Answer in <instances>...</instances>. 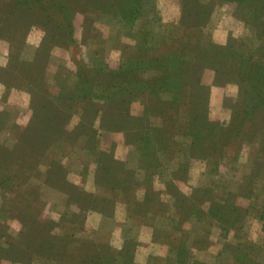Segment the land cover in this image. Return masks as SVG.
I'll return each instance as SVG.
<instances>
[{
	"label": "trees",
	"instance_id": "trees-1",
	"mask_svg": "<svg viewBox=\"0 0 264 264\" xmlns=\"http://www.w3.org/2000/svg\"><path fill=\"white\" fill-rule=\"evenodd\" d=\"M214 1L216 0H183L182 19L173 27L181 35L170 34L156 38L150 34L147 19L140 28L134 30L139 20L144 17L145 7L156 10V0H0V37L9 39L14 50L20 48L34 27H43L45 32L34 59H20V55L13 50L9 66L3 68L10 75L17 74L12 77L16 81L15 84H10L8 79L4 80L8 88L13 84L31 94L33 116L30 128L26 129L24 134L19 132L20 138L15 145L7 146L0 142L1 192L6 200L13 191L22 189L20 196L25 204L22 213L26 215V217L20 215L25 230L19 235L18 242H9L7 246L0 245V261L5 259L15 261L31 255L33 259L43 258L46 264H139L136 254L138 246L142 243L139 240L126 242L123 248L117 249L108 242L101 243L96 239L77 236L76 233L70 232V229L65 235L59 234V228L63 229L70 223L71 228L77 224L80 225L79 229H85L90 210L112 214L109 209L114 205L113 200L105 193V188L121 185L120 180L125 173L126 178H129L127 175L129 171L123 166L121 168L118 166L120 170H117L112 153L101 148L97 140V130L94 128L95 121L100 119L102 127L108 131L126 130L127 135L134 136L133 141L139 144V151L141 156L145 157V164H156L158 159L154 161L152 157L155 152L151 155L152 145L156 141L157 144L154 145L160 147L157 152L165 150L167 145L161 144V139L157 136L167 132L168 127L166 128L165 124L176 125L181 104L185 105L189 115L185 134L191 137L192 147L197 148L198 155L205 156L209 152L206 156L208 159L209 155L219 157L213 160L215 168L219 165L221 157H226L230 148L237 153L244 142L254 146L261 144L262 147L259 146V151L254 153L252 174L245 176L239 183L240 190L236 197L231 195L217 199L218 196L214 195L210 199L211 203L207 205L205 199L197 202L183 193L175 194L178 210L176 212L180 216L176 214L174 219L179 218V223L175 225L179 234L165 233L164 230L157 228L154 231L155 239H161V236L166 234L167 238L163 236L167 243H171L172 254L165 260L159 256H151L150 262L209 264L195 258L192 250L194 247L209 246L210 239H197L198 241L189 244L182 225L184 216L203 217L207 214L220 222L222 235H225L224 232L228 235L231 230L241 227L240 223H244L252 205L242 206L238 204V198L241 195L253 196L255 192L253 186L257 184L255 171L259 172L258 170L264 166V120L259 121V118L264 116V41L260 42L257 52H247L246 40H231L225 45H220L207 39L206 36L210 35L203 32L202 26L209 21ZM219 2L220 4L236 3V14L254 27L258 39H264V0H220ZM80 10H87L88 13L93 14L90 17L94 18H87V24L89 22L94 24L97 16L104 13L122 17L130 27L132 36L137 38L136 45L132 46L136 52L125 53V61L119 68L111 67L106 60H96V63L90 66L83 60L84 58L72 56L77 69L73 70L63 65L62 71L59 70L57 74L59 76L57 83H49L44 77L50 50L55 46L69 48L73 44H80L79 38L76 37L75 26V15ZM181 28L184 29L182 33ZM88 31L86 30L85 41ZM152 40L157 43L150 44ZM157 40L161 43L159 44ZM202 63L217 68L220 74L219 83L229 80L240 86L239 98L231 106L233 116L229 125L208 118L210 89L201 83L203 71L199 67ZM195 77H197L196 82ZM169 92L173 93V103L166 98ZM144 94L148 96L145 100L147 115L131 114L133 101ZM169 104L174 111L168 116L170 111L165 114L161 109L163 105ZM174 104L178 106L175 107ZM75 105L84 108L83 119L77 129L70 130L68 114H64ZM60 106L63 110L57 111ZM8 114L7 110L0 108V132L9 123ZM163 115L166 122L161 123L153 119ZM251 118L255 119L252 124L249 122ZM13 125L18 129L21 126L17 121ZM82 137L87 140L83 145L93 144L90 149L96 155L99 170H103V174L99 173L102 176L97 178L100 191L88 192L70 181L68 185L72 186L71 189L67 184L60 183L61 180L54 176L60 175L66 179L67 174L64 172L58 174L64 168L63 160L53 157L50 162L53 168L50 172L53 170L56 182L48 176L46 181L57 187L56 189L68 193L69 200L77 204L78 210L67 209L60 221L51 218L42 222L39 218L41 204L37 198L39 188L37 183L33 182V177L40 174L41 164L48 162L51 152L61 143H78ZM146 165L145 168L148 169ZM55 166H58L59 171L55 170ZM89 169L90 166H87L83 174ZM178 176L184 177L181 173ZM139 183L142 184V181L136 182L138 185ZM169 187L172 190L176 186L171 182ZM196 190L193 198L208 192L214 193L209 187H200ZM32 192L37 198L33 199L36 203L30 196ZM137 205L144 206L143 210L148 212L149 209L145 207L152 209L157 206L158 211L165 207L157 199L153 200L152 192L149 193L147 200L139 201ZM158 211L156 210L155 213ZM257 214L264 225V206L257 211ZM69 226L67 228H70ZM0 232L5 234L1 220ZM259 248L260 246L253 242L241 243L239 246L225 243L222 249L228 255L223 264L230 262L262 264L257 259Z\"/></svg>",
	"mask_w": 264,
	"mask_h": 264
},
{
	"label": "rangeland",
	"instance_id": "rangeland-1",
	"mask_svg": "<svg viewBox=\"0 0 264 264\" xmlns=\"http://www.w3.org/2000/svg\"><path fill=\"white\" fill-rule=\"evenodd\" d=\"M219 1L220 0L214 1L209 21L205 26H202L203 32L210 35L206 36L207 39L220 45H225L231 40H246L247 48L245 51L257 52L256 50L260 42L264 41V39H258L254 27L236 14V3L220 4ZM182 4L183 0H156V10L145 7L144 17L139 20L134 30L136 31L140 28L143 22H145V19H147L149 22L148 28L152 37L155 36L159 38L163 35L170 36V34L180 36V32L174 30L173 27L175 23H179L182 19ZM90 16H93V14L88 13L87 10L77 11L75 15L76 37L79 38L80 44H73L69 48L55 46L50 50L51 53L50 57H48L46 75L44 77L47 82L53 84L57 83V77H59L57 74L59 70L62 71L63 65L73 70L77 69V64L73 61L72 56L81 59L84 58L83 60L89 63L90 66L95 64L96 60H106L111 67L119 68L125 61V53L128 54L132 51L136 52L132 46L136 45L137 38L132 36L130 27L122 20V17H115L104 13L103 15L97 16L94 24H91V22L87 24V18H94ZM86 30L89 31L87 33V40L85 41L84 37H86ZM183 31L184 29L181 28V33ZM44 36L45 32L43 27H34L18 50L12 48L9 39L0 37V67H2V70H0V108L7 110L9 113V123L6 125V128L0 132V142L7 146L15 145L20 138V133L24 134L26 133V129L30 128L33 111L31 108V94L14 86L13 84H15L14 82L16 81L12 77L17 74L10 75L5 72L3 68L9 66L11 52L13 50L20 55V59H34ZM155 40H152L150 44L157 43ZM157 41L159 42V40ZM171 41L173 40L171 39ZM160 43L161 41L159 44ZM199 68H202L201 70L203 71L201 83L208 86L210 89L208 118L212 121H219L220 123L229 125L232 120L231 117L233 116V109L231 106L234 105L239 98L241 91L240 86L229 80H223L219 83L220 74L213 65H204L202 63ZM221 78H223V75H221ZM7 79L10 84L13 83L9 88L4 81ZM194 79L196 82L197 77ZM173 97L172 92H169V95L166 96L168 100H171L170 103H173ZM146 98L148 99V96L144 94L133 101L130 110L131 114L136 116L147 115ZM170 105L171 104L167 106L163 105L161 109L165 114L170 111L167 114L168 116L169 114H173L174 111ZM174 105L175 107L178 106V104ZM184 106V104H181V112L177 114L176 125L167 126L168 124H165L166 128L168 127L167 132H164V134L160 133V135L157 136L161 139V144L167 145L165 150L157 152V149L160 147L154 145L157 144L156 141L152 145L151 155L155 152V155L152 157L154 161L158 159L156 160V164H145V157L141 156L139 144L133 141L134 136L129 137L127 135L126 130L108 131L102 127L100 119L95 121L94 128L97 130V140L101 148L112 153L116 160L114 164L117 170H120L121 166H123L124 169L129 171L127 172L129 178H126L125 173L120 180L122 183L121 185L105 188V193L113 200L114 205L109 209L112 211V214L105 211L90 210L87 216L85 229H79L80 225L77 224L74 228H71L70 223H68L63 229L59 228V234L65 235L70 229V232L76 233L77 236L84 237L85 239H96L101 243L108 242L117 249L119 248L117 244L120 240V245L125 241L123 246L120 247L123 248L126 242L140 241L141 236H147V238L151 236L150 239L161 244V246L156 249L158 254L151 253L148 257L146 256L147 261H145L144 248L138 253L141 255L140 260L144 261H141L142 263L137 262L139 264H153L150 262L151 256H159L165 260L172 254L170 253L171 243L165 241L167 238L165 233L169 232L170 234V232H172L173 235L174 233L177 235L179 234V231L175 229V225L179 223V218L174 219L176 214H178L175 204L177 199L175 196L176 193H183L190 196L189 198L191 200L197 202L201 199H205L204 201L208 202L207 205L211 203L210 199L214 195L218 196L216 197L217 199H221L224 196H235L238 194L240 190L239 183L242 182L245 176L252 174L254 153L258 152L259 146L261 148L262 145L259 144L254 146L249 142H244L237 153L230 148L229 152L226 153V157H221L219 165L215 168L213 160L219 157L217 155H209L208 159L206 156L209 152L207 154L205 153V156L198 155L199 152L197 148L195 147L194 149L192 147L191 137L185 134L189 115ZM71 108L70 111H66L64 114H68L67 119L70 121L68 122V129L70 130L77 129L80 121L83 119L82 116L84 112V108L81 106L75 105L71 106ZM59 110H63V107L61 108L60 106L57 111ZM164 116L165 115L153 117V119L161 123L166 122ZM262 120H264V116L259 118V121ZM16 121L19 126L21 125L19 129L14 128L15 125L13 124H16ZM254 121L255 119L251 118L249 122L252 124ZM143 132H145V130H143ZM86 142L87 140L82 137L78 143H61L55 151L51 152L48 162L41 164L42 171H40V174L33 177V182L37 183L36 185L39 188L37 198L40 200L39 202L42 209L41 216L39 217L40 221L45 222L51 218L60 221L62 214L67 211V209L78 210L77 204L69 200L68 193L56 189L57 187H54L46 181L47 176L48 178L52 177L53 182H56L54 177L57 176V178L61 180L60 183L68 185L71 182L78 187H83V189L88 192L96 193L100 191L97 178L100 176L99 173L103 174V170H99L98 162L95 158L96 155L93 150L90 149L93 147V144L83 145ZM53 157L54 159L58 158L63 160L64 168L59 171L58 166H55V170L59 171L58 174L61 172L66 173V179H63L60 175L54 176L53 170L50 172L53 168L50 163ZM145 165L148 169L145 168ZM87 166H90V169L87 173L83 174ZM118 166H120V168ZM212 168L214 169L212 170ZM258 171L259 172L255 171V179L257 180V182H255L257 184L253 186V188H255L253 196L246 197L241 195L238 198V204L242 206L252 205L250 213L246 215L244 223H240L241 227L239 229L231 230L228 235L224 232L225 235H222V226L220 222L212 219L211 216L207 214L203 217L184 216L182 225L186 233L185 238L188 240L189 244H192L197 239H210L209 246L194 247L192 255L195 258L209 264H223L228 255L226 251L222 249L225 243H234L239 246L241 243L246 244V242H253L260 246L257 259L258 262L264 264V225L258 219L257 214V211L264 206V166ZM113 173L115 174V171ZM180 173L184 175V177L178 176ZM109 179L111 180V178ZM138 181H142V184H140L141 182L139 185L136 184ZM113 182H115V180ZM171 182H173L178 189L174 187V189L171 190L169 187ZM128 185L130 186L129 188L127 187ZM200 187H209L214 193L208 192L207 194H201L193 198V195L197 192L196 188ZM71 188L72 186L70 189ZM21 190L13 191L6 201L0 189V220L5 227V234L0 232L1 246H7L9 242L17 243L19 235L25 230L24 221L20 216L23 214L22 211L25 208L20 196ZM151 192L153 200L157 199L165 205L164 209L167 207L166 210L160 209L158 211L157 206L152 209L151 207H145V209H149L148 212L143 210L144 206L137 205V202L147 200ZM30 196H32V201L36 198L33 192ZM33 202L36 203L35 201ZM207 205H205V207H207ZM16 210L18 211L13 214L11 213ZM156 210L158 213H155ZM10 214L13 215V217H10ZM15 214H17V216H15ZM91 214L92 217L89 224L93 227L88 224ZM93 214L101 216L100 224L98 223V218L96 219ZM23 215L26 217L25 214ZM117 219L123 221L119 222L120 240H117V236L113 233L118 224ZM67 226L70 228H67ZM145 228L147 230H145ZM155 228L164 230L165 233L163 235L166 238L160 235L161 239H155ZM2 232L4 231L2 230ZM37 233L39 234V232ZM141 246L142 244L138 246V250ZM223 251L224 253H222ZM31 258L32 256L29 255L24 257V259L15 261H8L5 259L0 261V264H46L43 258L36 257V259L32 258L33 260ZM229 264H232V262Z\"/></svg>",
	"mask_w": 264,
	"mask_h": 264
},
{
	"label": "crops",
	"instance_id": "crops-1",
	"mask_svg": "<svg viewBox=\"0 0 264 264\" xmlns=\"http://www.w3.org/2000/svg\"><path fill=\"white\" fill-rule=\"evenodd\" d=\"M94 215V214H93ZM95 217H96V219L98 218V223L100 224V222H101V216L100 215H98V214H96V215H94ZM91 217H92V214L89 216V221H88V224L91 222ZM117 221H118V224H117V227H116V229L113 231V233L117 236V240L119 239L120 240V238H119V229H120V227H119V222H123V221H121V220H119V219H117ZM90 226H92L91 224H89ZM93 227V226H92ZM146 228H147V226H146ZM145 228V230H147ZM151 237V236H150ZM150 237H148L147 238V236L146 237H143V236H141L140 237V241L142 242L141 244H142V246L139 248V250H138V252H136V254H137V261L140 263L141 261H144V260H140L141 258V255H139L138 253L141 251V250H143L144 248H145V251H144V253H145V261H147V258H146V256L148 257L151 253L152 254H158L157 253V251H156V249L157 248H159L160 246H161V244H159V243H157V242H155V241H153V239H150ZM125 242V241H124ZM124 242H122V244L120 245V243H121V240H120V242L117 244L118 245V247L120 248V247H122L123 246V244H124ZM142 263V262H141ZM144 263V262H143Z\"/></svg>",
	"mask_w": 264,
	"mask_h": 264
}]
</instances>
